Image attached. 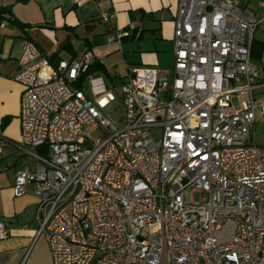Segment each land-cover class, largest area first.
Wrapping results in <instances>:
<instances>
[{"label": "built area", "instance_id": "obj_1", "mask_svg": "<svg viewBox=\"0 0 264 264\" xmlns=\"http://www.w3.org/2000/svg\"><path fill=\"white\" fill-rule=\"evenodd\" d=\"M247 1L178 0L171 64L131 69L120 128L100 113L114 98L103 80L96 102L78 86L93 51L53 65L25 42L14 146L27 159L12 193L31 186L52 264H264V147L252 134L264 74L250 60L264 0L255 11ZM96 127L100 139L89 137Z\"/></svg>", "mask_w": 264, "mask_h": 264}, {"label": "crops", "instance_id": "obj_2", "mask_svg": "<svg viewBox=\"0 0 264 264\" xmlns=\"http://www.w3.org/2000/svg\"><path fill=\"white\" fill-rule=\"evenodd\" d=\"M257 1L246 5L255 11ZM177 4L178 0H0V9L9 10L2 14L6 24L0 28V220L7 233L0 241V264H52L43 236L36 237L38 201L31 186L21 196L12 193L14 173L27 159L14 146L20 139L22 88L13 77L25 42H33L53 65L91 50L108 76L122 83L133 68L170 66ZM103 13L109 15L105 22ZM129 24L136 27L119 47L106 44L108 33ZM250 60L264 74V25L252 35Z\"/></svg>", "mask_w": 264, "mask_h": 264}, {"label": "rangeland", "instance_id": "obj_3", "mask_svg": "<svg viewBox=\"0 0 264 264\" xmlns=\"http://www.w3.org/2000/svg\"><path fill=\"white\" fill-rule=\"evenodd\" d=\"M97 79L103 80L102 85L106 87L105 92L110 93L114 97L112 101L108 102L100 109V113L110 123L114 124L117 128H120L124 120V106L121 100V90L119 87L114 85L112 79H110L108 75L106 76L96 71L87 72L82 76L80 89L86 93L92 101L96 102L99 97L104 95V93H95V90L100 87V84L93 83V81ZM233 106L238 108V103L235 99L233 100ZM252 134L254 135L256 144L260 147H264V121H262L261 118H257L254 121ZM102 136L103 132L100 127H96L89 133V137L92 139H100ZM184 198L186 200L187 196H184ZM193 198L194 200H198V194L194 193Z\"/></svg>", "mask_w": 264, "mask_h": 264}, {"label": "trees", "instance_id": "obj_4", "mask_svg": "<svg viewBox=\"0 0 264 264\" xmlns=\"http://www.w3.org/2000/svg\"><path fill=\"white\" fill-rule=\"evenodd\" d=\"M24 1H26V0H24ZM8 11L9 10H7L5 8L0 9V18H1L3 13L8 12ZM94 71L99 72V73L106 75V76L108 75L106 73L105 69L98 62H96L93 66H91L87 72H94ZM110 79H112V78L110 77ZM78 86L80 87V82L78 83Z\"/></svg>", "mask_w": 264, "mask_h": 264}, {"label": "water", "instance_id": "obj_5", "mask_svg": "<svg viewBox=\"0 0 264 264\" xmlns=\"http://www.w3.org/2000/svg\"><path fill=\"white\" fill-rule=\"evenodd\" d=\"M113 81H114V84L120 88L121 86V81L119 79V77H113Z\"/></svg>", "mask_w": 264, "mask_h": 264}]
</instances>
